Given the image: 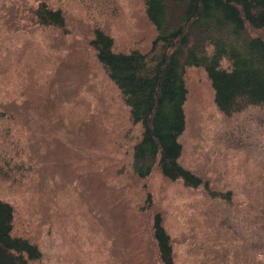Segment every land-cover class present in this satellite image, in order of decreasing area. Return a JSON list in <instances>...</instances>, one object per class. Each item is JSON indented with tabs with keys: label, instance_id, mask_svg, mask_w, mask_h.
I'll list each match as a JSON object with an SVG mask.
<instances>
[{
	"label": "rangeland",
	"instance_id": "1",
	"mask_svg": "<svg viewBox=\"0 0 264 264\" xmlns=\"http://www.w3.org/2000/svg\"><path fill=\"white\" fill-rule=\"evenodd\" d=\"M41 1L63 11L66 30L37 22ZM96 26L115 50L147 51L155 35L143 0H0V199L12 233L37 244L36 264H138V245L154 255L160 211L175 264H264L252 247L264 244V106L224 115L204 69L186 66L179 161L229 201L158 169L140 179L141 128L88 45Z\"/></svg>",
	"mask_w": 264,
	"mask_h": 264
},
{
	"label": "trees",
	"instance_id": "2",
	"mask_svg": "<svg viewBox=\"0 0 264 264\" xmlns=\"http://www.w3.org/2000/svg\"><path fill=\"white\" fill-rule=\"evenodd\" d=\"M143 2L145 15L155 29L149 50H115L112 36L100 26L92 30L88 39L97 61L128 106L131 121L141 128L131 147L132 171L142 179L158 169L171 181L180 179L190 187L202 185L213 197L228 202L231 191L210 189L199 174L179 161L182 150L179 135L185 128V67L204 69L214 103L226 116L249 106H264V0ZM34 15L41 25L66 30L60 8L48 7L41 1ZM73 68L68 61L67 70ZM34 114L39 115L37 111ZM32 121L44 126L39 118ZM43 134L45 138L50 135L48 129ZM73 172L75 168L70 171ZM145 200L151 207L149 193ZM12 220V205L0 199V264H36L34 261L41 257L39 247L26 236L13 234ZM150 231L154 255L150 247L147 249L148 244L138 245L135 248L140 250L138 264H175L171 238L160 211L152 213ZM137 232L140 234L137 241L145 244L143 227ZM259 232L258 237L264 239L262 221ZM252 247L256 254L264 255L263 243L254 241Z\"/></svg>",
	"mask_w": 264,
	"mask_h": 264
}]
</instances>
